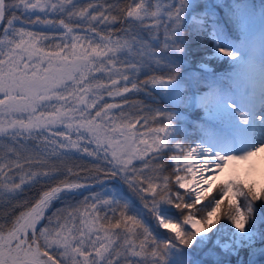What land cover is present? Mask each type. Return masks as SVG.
<instances>
[{"label":"snow or ice","instance_id":"6c2138e0","mask_svg":"<svg viewBox=\"0 0 264 264\" xmlns=\"http://www.w3.org/2000/svg\"><path fill=\"white\" fill-rule=\"evenodd\" d=\"M261 154L264 0H0V264H264Z\"/></svg>","mask_w":264,"mask_h":264},{"label":"trees","instance_id":"16d2710c","mask_svg":"<svg viewBox=\"0 0 264 264\" xmlns=\"http://www.w3.org/2000/svg\"><path fill=\"white\" fill-rule=\"evenodd\" d=\"M108 2L113 3V2H115V0H108ZM119 2L121 4H125L128 2V0H119ZM131 97L132 96H129V99H131ZM137 97H139V96H137ZM94 165H99L102 168L108 167V165L106 164V162L103 160L102 157L100 160H95L94 158L88 157V156L83 155V154L72 153L71 159H69L65 162V166L62 168V171L55 177V180L59 181V180H63L65 178H67L68 180H70L72 182L73 181H81L83 183H87V182L93 183V182H95L92 179L93 173L90 171H88V172L82 171V169H92ZM68 166L72 167L74 173L78 172V173H80V175H78V176L77 175H69L67 173V170H66ZM170 170L171 169H168L167 171H170ZM101 178H103V177L101 176ZM251 178L255 179L258 182H262V181H264V172L262 170H258L257 172H255L253 174V176ZM260 179H263V180L261 181ZM108 186H111V185L109 184ZM172 187H173V185H172ZM38 188H39V186H37L36 188H26L25 193L22 194V196H21V199L34 196L36 194V192L38 191ZM100 190H102L101 187H94L87 194L77 195L75 197L73 203H76V202L82 200L84 196H90L92 192H99ZM217 190L218 189H216L214 191L216 192ZM216 195H218V194H216ZM242 202L243 201L241 199V203ZM59 206H60V204L56 205V207H59ZM224 207L225 208L227 207L226 203H225ZM173 211L176 212V210H173Z\"/></svg>","mask_w":264,"mask_h":264},{"label":"rangeland","instance_id":"374dc122","mask_svg":"<svg viewBox=\"0 0 264 264\" xmlns=\"http://www.w3.org/2000/svg\"><path fill=\"white\" fill-rule=\"evenodd\" d=\"M84 2H87V0H84ZM117 27H119V25H117ZM33 30H39V28H37V29H33ZM46 44L47 43H49V42H45ZM51 43H55V41H52ZM213 67L215 68V70L217 71V72H222V71H228L229 70V68H228V65H227V63L225 62L224 64H220L219 62H213ZM142 78V77H141ZM121 86H123V82L121 83ZM129 96H132L131 97V99H129ZM137 96H139V97H137ZM127 98L129 99V100H143V99H145L144 98V96H143V94H136V93H129V94H127ZM105 101L106 102H109V103H120L121 102V99L119 98V97H117V98H115V99H113V98H109V97H107L106 95H105ZM51 104H56V105H59V104H62L63 102L62 101H56V100H53V101H51L50 102ZM129 110V108H125V111H128ZM46 111H52V109L51 108H48V109H46ZM119 110H117V109H114L113 110V112L115 113V112H118ZM60 130H62V131H67L66 129H63V128H61ZM146 129H140V131H145ZM73 138L75 139V133H74V131H73ZM145 138H147V137H145ZM88 147H89V149L91 150V149H93L94 147H95V145H88ZM75 153H77V152H75ZM80 154H82V153H80ZM110 158V157H109ZM256 160H257V165L258 166H260V167H262L263 169H264V154H261V156H258L257 158H256ZM136 163V166L137 167H139V162H135ZM182 167H183V164L181 165ZM180 174H185L183 171L180 173ZM173 187H174V189L173 190H176V186L175 185H173ZM179 191H181L182 193L184 192V190H179ZM218 191H219V189L216 191V194H218ZM213 194H214V192H213ZM210 200H211V197H208V198H206L203 202H202V204L200 205V206H198L199 208H200V211L201 212H203V211H205L206 210V206H208L209 204H210ZM101 211L103 212V211H106L105 209H103V208H101ZM108 214L109 215H111V212L110 211H108ZM226 221H222V223H225ZM158 231H160V232H163V230H158Z\"/></svg>","mask_w":264,"mask_h":264},{"label":"bare ground","instance_id":"6f19581e","mask_svg":"<svg viewBox=\"0 0 264 264\" xmlns=\"http://www.w3.org/2000/svg\"><path fill=\"white\" fill-rule=\"evenodd\" d=\"M73 182L83 183V182H81V181H73ZM83 184H86V185H92V187H90V188H84V189H80V190H78L79 193H80V195L87 194L89 191H91V190L95 187V184H94V183H91V182H90V183L87 182V183H83Z\"/></svg>","mask_w":264,"mask_h":264}]
</instances>
